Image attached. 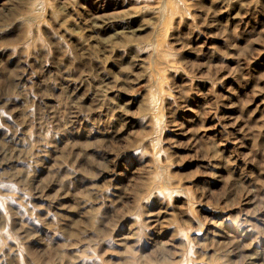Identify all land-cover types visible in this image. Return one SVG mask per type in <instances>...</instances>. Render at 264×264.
<instances>
[{
	"label": "rangeland",
	"instance_id": "374dc122",
	"mask_svg": "<svg viewBox=\"0 0 264 264\" xmlns=\"http://www.w3.org/2000/svg\"><path fill=\"white\" fill-rule=\"evenodd\" d=\"M0 264H264V0H0Z\"/></svg>",
	"mask_w": 264,
	"mask_h": 264
},
{
	"label": "bare ground",
	"instance_id": "6f19581e",
	"mask_svg": "<svg viewBox=\"0 0 264 264\" xmlns=\"http://www.w3.org/2000/svg\"><path fill=\"white\" fill-rule=\"evenodd\" d=\"M223 8V7H222ZM229 21V20H228ZM107 25V24H106ZM114 25V24H113ZM110 27V26H109ZM108 28V27H107Z\"/></svg>",
	"mask_w": 264,
	"mask_h": 264
}]
</instances>
